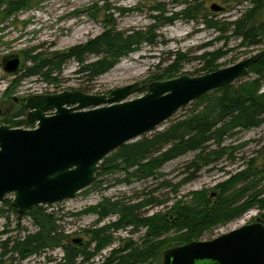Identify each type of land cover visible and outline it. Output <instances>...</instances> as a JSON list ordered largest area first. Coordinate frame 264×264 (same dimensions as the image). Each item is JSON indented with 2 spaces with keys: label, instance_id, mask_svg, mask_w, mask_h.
Here are the masks:
<instances>
[{
  "label": "trees",
  "instance_id": "16d2710c",
  "mask_svg": "<svg viewBox=\"0 0 264 264\" xmlns=\"http://www.w3.org/2000/svg\"><path fill=\"white\" fill-rule=\"evenodd\" d=\"M206 1H216L227 10L240 2V0H184L185 8L181 12L174 13L168 18L161 16L160 19L164 25H170L174 20L181 18L203 25L209 30L226 26L227 31L231 32L241 45L256 47L262 43L264 0H241L248 3L249 7L234 21L226 24L218 21L212 12L206 10ZM21 4V1L15 2V5L11 4L8 13L18 11L26 2L23 6ZM107 26L110 28L96 38L72 47L66 53L46 57L40 53L31 54L34 50L26 52L24 59L30 66H25L23 71L14 77V81L18 83L23 78L38 77L44 82H53L56 78L52 75L59 73L61 67L69 60L76 62L78 67L76 74L79 77L95 81L120 60L138 51L137 47L141 43L153 45L152 38L157 37L154 35L149 37L147 32L146 34L119 31L112 23ZM223 55L224 53L219 50L204 55L203 72L211 73L218 70L216 62ZM186 56L179 52L172 54V62L154 75L153 80L165 81L178 77L181 64L188 62ZM89 57L96 59L87 61ZM195 59L202 57L198 56ZM246 78L249 79L213 90L195 100L196 106L198 105L196 108H200L197 113L179 120L163 131L153 132L116 149L100 163L91 187L101 183L98 181L99 177L117 173L124 176L117 180L118 183L145 181L157 176V171L164 164L187 153L196 155L185 166L187 177L177 184V187L193 180L200 169L211 166L222 157L225 150L220 146L226 138L237 132L264 125V92L258 93L264 84V55L248 69ZM144 91L140 89L139 92ZM3 123L10 128H32L23 109H17L16 113ZM210 144L216 148L209 150ZM263 180L264 169L258 170L249 162L246 168L215 186L217 193L216 196L212 195L215 197L213 201L205 190L192 192L188 194L189 202H185L181 197L165 211L150 216H144L141 212L149 206H162L169 200L159 201L152 198L150 193L149 198L136 202L103 197L98 204L84 209L79 215L95 214L97 223L109 217H114V220L85 230L84 233L89 240L86 242L80 240V243H74L75 239H71L69 234L60 230L61 218L57 217L49 206H37L26 215H19L11 207V199L6 198L0 203V214H7L6 224L0 231V264H22L30 257L56 250L61 251V257L49 256L46 259L47 264H88L99 251L112 244L113 233L123 230H129L130 233L143 231L140 246L134 245L135 243L128 239L122 246L112 250L102 264H154L158 257H162L163 264H168L170 251L198 241L204 232L237 218L252 206L264 209V197H261V191L257 190L258 185L254 182ZM240 183H245V186L236 189V184ZM260 188L263 193L264 185ZM9 213L16 216L18 221L15 236L11 235L14 231L9 229ZM23 218L30 221L34 230L21 236L19 221ZM261 219L264 223V214Z\"/></svg>",
  "mask_w": 264,
  "mask_h": 264
},
{
  "label": "rangeland",
  "instance_id": "374dc122",
  "mask_svg": "<svg viewBox=\"0 0 264 264\" xmlns=\"http://www.w3.org/2000/svg\"><path fill=\"white\" fill-rule=\"evenodd\" d=\"M17 1H21L22 6L26 2V5L16 12L8 13L9 6L15 5ZM211 5L222 7V9L211 11ZM248 7L249 4L241 0L239 4H234L233 8L228 10L216 1L205 2L206 10L212 12L216 19L224 24L234 21ZM155 8L160 11H155ZM184 8V0H0V124H4L5 119H10L16 110L20 109L15 99L18 101L32 95L57 94L71 90L100 95L135 82L156 81L153 80V76L172 62L171 55L174 53L185 54L188 59V62L181 64L179 76L197 77L207 74L203 72L204 55L216 50L222 51L223 57L216 62L217 69L220 70L264 48V39L256 47L241 45L240 41L227 31L226 26L209 30L203 25L181 18L174 20L170 25H164L160 19L161 16L171 17L172 14L181 12ZM110 23L119 31L147 32L149 37L151 35L157 37L152 38L153 45L141 43L137 47L138 51L120 60L117 65L95 81H87L85 77H79L76 74L77 64L73 60L66 62L59 73L52 75L56 78L53 82H44L38 77H28L16 83L14 77L5 74L1 68V59L11 54L19 55L23 61V67H28L30 65L24 59L26 52L34 50L31 54L40 53L46 57L66 53L70 48L83 45L99 36L104 30L110 28L107 26ZM198 56L202 59H195ZM95 59V57H89L87 61ZM248 79L245 77L239 82ZM261 92H264V84L258 93ZM143 93L139 92L132 98L139 97ZM195 103L196 101L178 110L153 132L163 131L179 120L200 111ZM24 112L26 113L25 110ZM208 147L209 150L216 148L213 144ZM220 148L225 151L218 161L200 169L193 180L178 187L177 184L187 177L185 166L193 160L196 153H187L164 164L157 171V176L142 182L118 183L117 180L124 177L121 173L99 177L98 181L101 183L95 187H91V184L74 199L50 205V210L61 218L59 226L62 232L69 234L71 239L86 242L89 238L84 233L85 230L114 220V217H109L97 223L95 214L79 215L84 209L98 204L103 197L136 202L149 198L150 193L152 198L159 201L169 200L162 206L145 208L141 212L144 216L165 211L181 197L185 202H189L188 194L192 192L205 190L213 201L215 197L212 195L216 196L217 193L215 186L246 168L249 162H252V166L258 170L264 169V125L237 132L226 138ZM254 182L258 185L257 190L261 191V197H264V192L262 193L260 188L264 185V180ZM244 186L245 183H240L236 184L235 188L240 189ZM173 189L177 191L174 192ZM6 198L11 199V196ZM263 214L264 209L252 206L237 218L204 232L199 240L208 241L244 225L252 224ZM6 215V213L0 214V231L6 224ZM17 223L16 216L9 213V229L14 231L11 233L12 236L16 235ZM19 226L22 229L21 236L34 230L27 218L20 220ZM142 234L143 231L130 233L129 230L113 233L112 244L99 251L88 264H102L112 250L122 246L128 239L132 240L134 245L140 246ZM49 256L59 258L61 251L44 252L30 257L22 264H47L46 259ZM154 264H163L162 257H158Z\"/></svg>",
  "mask_w": 264,
  "mask_h": 264
},
{
  "label": "water",
  "instance_id": "95a60500",
  "mask_svg": "<svg viewBox=\"0 0 264 264\" xmlns=\"http://www.w3.org/2000/svg\"><path fill=\"white\" fill-rule=\"evenodd\" d=\"M210 10L221 7L211 5ZM263 55L264 48L201 76L135 82L100 95L71 90L23 98L20 108L34 127L0 124V203L11 196V207L26 215L37 206L74 199L93 184L104 158L150 134L204 94L243 80ZM1 68L16 77L23 61L7 55ZM140 89L144 93L132 98ZM168 264H264V223L257 218L214 239L174 249Z\"/></svg>",
  "mask_w": 264,
  "mask_h": 264
},
{
  "label": "flooded vegetation",
  "instance_id": "af4514ba",
  "mask_svg": "<svg viewBox=\"0 0 264 264\" xmlns=\"http://www.w3.org/2000/svg\"><path fill=\"white\" fill-rule=\"evenodd\" d=\"M26 98V97H25ZM23 98L19 99L18 101L15 99L14 101L17 103H19V107H20V101L22 100ZM21 109V108H20Z\"/></svg>",
  "mask_w": 264,
  "mask_h": 264
}]
</instances>
